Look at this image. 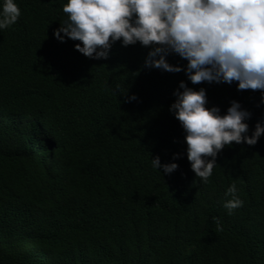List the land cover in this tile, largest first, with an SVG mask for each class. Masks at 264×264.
Masks as SVG:
<instances>
[{"label": "trees", "instance_id": "16d2710c", "mask_svg": "<svg viewBox=\"0 0 264 264\" xmlns=\"http://www.w3.org/2000/svg\"><path fill=\"white\" fill-rule=\"evenodd\" d=\"M16 2L21 16L0 29V264H264V134L225 146L203 183L169 110L184 80L221 114L238 101L251 135L261 90L146 67L139 42L85 56L53 34L66 0ZM157 155L178 168L157 171ZM233 180L244 204L229 214Z\"/></svg>", "mask_w": 264, "mask_h": 264}, {"label": "clouds", "instance_id": "9594fccd", "mask_svg": "<svg viewBox=\"0 0 264 264\" xmlns=\"http://www.w3.org/2000/svg\"><path fill=\"white\" fill-rule=\"evenodd\" d=\"M63 11L67 18L53 34L60 41H80L74 47L85 56L107 58L118 40L124 46L139 42L149 47L146 67L183 70L193 84L236 81L240 90H261L264 103V0H66ZM20 16L16 0H0V29ZM170 52L186 59V65L170 63ZM173 94L169 110L184 129L187 159L203 183L210 182L225 146L254 145L264 134V123L258 121L248 135L251 113L236 100L221 114L218 106H206L203 87L197 90L181 80ZM136 98L133 93L128 100ZM151 165L165 174L178 168L175 160L161 163L159 155ZM239 192L235 180L225 190L223 206L229 214L244 204ZM213 220L222 230L219 218Z\"/></svg>", "mask_w": 264, "mask_h": 264}]
</instances>
